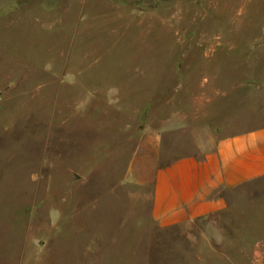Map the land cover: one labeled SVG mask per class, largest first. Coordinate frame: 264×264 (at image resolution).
<instances>
[{"label":"rangeland","instance_id":"rangeland-1","mask_svg":"<svg viewBox=\"0 0 264 264\" xmlns=\"http://www.w3.org/2000/svg\"><path fill=\"white\" fill-rule=\"evenodd\" d=\"M264 126V0H0V264H264V178L182 225L155 168Z\"/></svg>","mask_w":264,"mask_h":264},{"label":"crops","instance_id":"crops-1","mask_svg":"<svg viewBox=\"0 0 264 264\" xmlns=\"http://www.w3.org/2000/svg\"><path fill=\"white\" fill-rule=\"evenodd\" d=\"M195 134L192 151L155 168L151 217L162 228L208 218L227 205L224 193L264 178V126Z\"/></svg>","mask_w":264,"mask_h":264}]
</instances>
